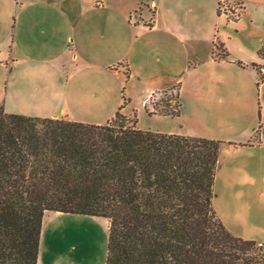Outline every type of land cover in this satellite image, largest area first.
<instances>
[{"label":"crops","instance_id":"1","mask_svg":"<svg viewBox=\"0 0 264 264\" xmlns=\"http://www.w3.org/2000/svg\"><path fill=\"white\" fill-rule=\"evenodd\" d=\"M235 1L237 19L219 14L222 0H0V106L105 124L123 103L122 86L129 99L122 112L137 118L158 93L177 89L181 115L151 116L181 119L182 129L153 131L224 142L214 208L219 212L221 198V211L236 220L243 219L238 212H261L252 226L258 233L245 239L262 244L264 81L257 84L264 73V0ZM147 4L153 18L134 19ZM219 42L227 59L217 55ZM55 213L44 221L38 264L57 263L47 237L59 239L53 247L70 238L66 222L98 225L97 217Z\"/></svg>","mask_w":264,"mask_h":264},{"label":"trees","instance_id":"2","mask_svg":"<svg viewBox=\"0 0 264 264\" xmlns=\"http://www.w3.org/2000/svg\"><path fill=\"white\" fill-rule=\"evenodd\" d=\"M225 7L238 18V4ZM215 50L230 56L223 42ZM164 94L147 113L179 117L178 90ZM128 102L123 92L105 124L0 106V264H38L51 211L108 219L105 264H264V243L234 235L214 208L224 142L141 129L122 112Z\"/></svg>","mask_w":264,"mask_h":264},{"label":"rangeland","instance_id":"3","mask_svg":"<svg viewBox=\"0 0 264 264\" xmlns=\"http://www.w3.org/2000/svg\"><path fill=\"white\" fill-rule=\"evenodd\" d=\"M224 8H227L225 6H228V8H236L237 3L235 0H223ZM226 2V3H225ZM226 12V9H225ZM147 17V18H153V9L150 7L149 4L145 5L144 7L140 8L137 11V14H133V18L137 20L139 17ZM142 17V18H143ZM223 20V19H222ZM124 87L122 86L119 89V95L122 99ZM168 95L170 93H167ZM163 92L158 93L155 98L153 99L155 102L158 100H164L166 96ZM169 97V96H168ZM166 97V99L168 98ZM152 101V100H151ZM153 101V102H154ZM125 114V113H124ZM72 115V114H71ZM129 118L134 119V114H126ZM64 118L66 117V113L63 111L62 116ZM138 126L140 127H148V129L155 130L157 128L161 127H168L169 129H182L181 119H175L172 120L171 117H153L149 115L144 110L141 112V117L138 116ZM85 122V121H84ZM172 122V123H171ZM257 129V125L252 126V130ZM177 130V131H178ZM220 189L223 190L221 184ZM218 202V201H217ZM221 198L219 200V204L217 208L219 209V212H217L218 216L221 218L224 225L233 232L234 235L247 238L248 235L253 232H256V230L252 227L255 223H257L256 215L261 212H249L248 215H246V212H238L242 215L241 220L234 217L232 212H222V208L220 205ZM223 205V204H222ZM55 212L51 211L48 212L45 216L46 221H48V216L51 215L52 217L55 216ZM70 216V215H69ZM73 216V215H72ZM81 218H89V217H81ZM92 218V217H91ZM98 225L94 224L91 220L88 221L85 219V221L80 222H74L69 221L65 223L66 230L71 231L70 238H63L61 242H59L55 247L54 244L59 241V239L54 238H48L47 237V245L53 252L55 248H57V263L56 264H105L106 258H107V250H108V219L104 217H97ZM52 253H50V256ZM65 261V262H64Z\"/></svg>","mask_w":264,"mask_h":264},{"label":"built area","instance_id":"4","mask_svg":"<svg viewBox=\"0 0 264 264\" xmlns=\"http://www.w3.org/2000/svg\"><path fill=\"white\" fill-rule=\"evenodd\" d=\"M223 14H225V13L223 12ZM154 103H155V101L154 102L153 101L146 102V106L149 108L150 111H154L155 110Z\"/></svg>","mask_w":264,"mask_h":264}]
</instances>
